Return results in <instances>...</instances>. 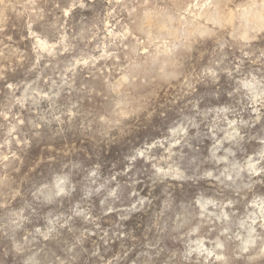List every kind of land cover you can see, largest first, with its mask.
<instances>
[{
  "label": "clouds",
  "instance_id": "1",
  "mask_svg": "<svg viewBox=\"0 0 264 264\" xmlns=\"http://www.w3.org/2000/svg\"><path fill=\"white\" fill-rule=\"evenodd\" d=\"M0 264H264V0H0Z\"/></svg>",
  "mask_w": 264,
  "mask_h": 264
}]
</instances>
